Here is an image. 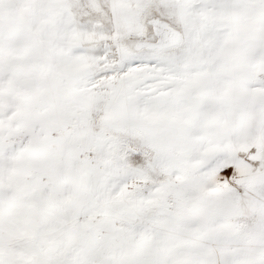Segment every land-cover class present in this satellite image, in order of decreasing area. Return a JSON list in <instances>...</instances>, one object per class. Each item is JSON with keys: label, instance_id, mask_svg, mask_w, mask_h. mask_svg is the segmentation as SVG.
<instances>
[{"label": "snow or ice", "instance_id": "obj_1", "mask_svg": "<svg viewBox=\"0 0 264 264\" xmlns=\"http://www.w3.org/2000/svg\"><path fill=\"white\" fill-rule=\"evenodd\" d=\"M0 264H264V0H0Z\"/></svg>", "mask_w": 264, "mask_h": 264}]
</instances>
